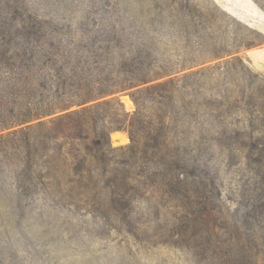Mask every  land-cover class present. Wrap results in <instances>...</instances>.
I'll use <instances>...</instances> for the list:
<instances>
[{
	"label": "rangeland",
	"instance_id": "374dc122",
	"mask_svg": "<svg viewBox=\"0 0 264 264\" xmlns=\"http://www.w3.org/2000/svg\"><path fill=\"white\" fill-rule=\"evenodd\" d=\"M16 29L55 31L78 52L75 77L106 91L0 127V264H264V0H0V68L6 48L33 42ZM135 73L147 78L112 86ZM169 86L171 113L145 90ZM142 89L151 132L113 128L97 150ZM30 99L0 86V121ZM86 108L89 169L59 156L47 178L22 129L41 141L39 122L70 114L55 126L62 155L64 123ZM156 141L168 161L151 156Z\"/></svg>",
	"mask_w": 264,
	"mask_h": 264
},
{
	"label": "trees",
	"instance_id": "16d2710c",
	"mask_svg": "<svg viewBox=\"0 0 264 264\" xmlns=\"http://www.w3.org/2000/svg\"><path fill=\"white\" fill-rule=\"evenodd\" d=\"M16 35L25 40L33 39V42L27 41L22 47L6 48L4 50L5 60L0 68L1 94L7 96L16 90H20L27 95H31V99L25 103L18 115H14V109L10 108L9 112H12L13 119L0 121V127L26 122L34 117H41L57 110L66 109L73 103L87 101L106 91L104 87L90 85L89 80L75 77V68L79 65V60L76 58V56H79L78 52L73 47H64L62 40L57 37L55 31H21L16 29ZM47 38H50V40L56 38L59 42L53 43L49 40V45H46L43 41H47ZM14 69L20 70L18 76L15 75ZM146 78V73H135L131 79H123L113 83L112 86L122 88L126 85H135L143 82ZM98 84H101V82L98 81ZM143 90L133 94L136 110L128 123L124 120H113L108 121L101 127L102 141L97 143V150L103 151L104 146L107 144V132L110 129L127 128L134 142L139 141L142 135L141 132H151L153 129L152 121L145 120L148 115H145L141 99ZM145 90L153 96L152 100L155 94L165 98L167 100V110L170 113L172 112L171 108H174L177 102L173 86L165 89L163 94L154 87L145 88ZM90 109L86 108L73 112L74 119L64 123L61 137L65 139V150L62 155H60L57 148V145L61 146V144H57L55 126L59 124L58 121L63 117H70V114H64V116L47 122H39L37 125L44 130L41 141L33 132V127L28 126L22 129L26 156L33 159L38 158L41 161V164L37 161L36 165L38 166L36 167L41 171L45 170L44 175L47 178L51 176V170L54 167L53 161L57 160L59 156H63L65 167L89 169L91 158L96 155L82 153L77 141L82 138V133L87 127V113ZM167 110L163 112V116L166 115ZM151 150L152 157L164 156L165 160L168 161L167 156L169 154L161 148L157 141L151 145ZM260 153L263 154L262 158L264 159V146H261ZM169 166L172 165L169 164ZM154 170L156 171V169ZM177 179H179L178 174ZM130 183L133 186L132 182Z\"/></svg>",
	"mask_w": 264,
	"mask_h": 264
},
{
	"label": "water",
	"instance_id": "95a60500",
	"mask_svg": "<svg viewBox=\"0 0 264 264\" xmlns=\"http://www.w3.org/2000/svg\"><path fill=\"white\" fill-rule=\"evenodd\" d=\"M109 138H111V134L109 135Z\"/></svg>",
	"mask_w": 264,
	"mask_h": 264
}]
</instances>
